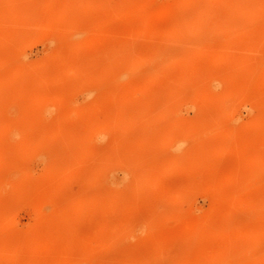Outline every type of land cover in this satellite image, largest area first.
I'll return each instance as SVG.
<instances>
[{
    "label": "rangeland",
    "instance_id": "1",
    "mask_svg": "<svg viewBox=\"0 0 264 264\" xmlns=\"http://www.w3.org/2000/svg\"><path fill=\"white\" fill-rule=\"evenodd\" d=\"M0 264H264V0H0Z\"/></svg>",
    "mask_w": 264,
    "mask_h": 264
},
{
    "label": "bare ground",
    "instance_id": "2",
    "mask_svg": "<svg viewBox=\"0 0 264 264\" xmlns=\"http://www.w3.org/2000/svg\"><path fill=\"white\" fill-rule=\"evenodd\" d=\"M179 144H180V142H179Z\"/></svg>",
    "mask_w": 264,
    "mask_h": 264
}]
</instances>
